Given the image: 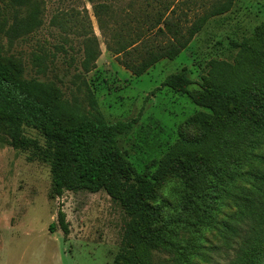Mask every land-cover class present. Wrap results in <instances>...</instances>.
Wrapping results in <instances>:
<instances>
[{
  "label": "trees",
  "instance_id": "1",
  "mask_svg": "<svg viewBox=\"0 0 264 264\" xmlns=\"http://www.w3.org/2000/svg\"><path fill=\"white\" fill-rule=\"evenodd\" d=\"M10 1L26 13L16 21L17 29L41 23L42 0ZM233 3L213 0L187 25L166 2L138 41L118 34L120 40L108 48L141 76L159 60L177 57ZM90 41L84 66L99 54L97 37ZM235 45L234 58L211 59L201 81L182 69L150 92L168 88L202 108L181 125L198 127V134L190 136L181 127L173 144L145 171L119 143L133 131L137 117L107 120L92 93L89 110L70 111L53 87L22 77L15 61L0 56V120L10 127L11 144L50 165L55 195L105 190L126 212L113 264H216L213 254L219 246L202 242L203 228L217 229L223 245L235 249L225 264H264V21ZM194 84L199 88L191 89ZM24 125L36 128L44 142L28 135ZM170 177L182 182L183 196L180 213L169 219L158 189ZM225 207L231 210L224 213ZM58 220L68 233L65 212L59 211Z\"/></svg>",
  "mask_w": 264,
  "mask_h": 264
},
{
  "label": "rangeland",
  "instance_id": "2",
  "mask_svg": "<svg viewBox=\"0 0 264 264\" xmlns=\"http://www.w3.org/2000/svg\"><path fill=\"white\" fill-rule=\"evenodd\" d=\"M42 1L41 23L17 29L16 21L26 16L24 9L0 0L1 59L15 61L22 77L53 87L70 111L89 110L92 93L107 120L137 117L133 131L119 143L140 171L165 153L182 123L202 108L168 88L150 92L167 75L182 69L201 81L211 59L232 60L238 51L235 43L252 35L264 21V0H234L232 8L211 18L177 57L161 59L136 76L108 48L120 40L118 34L138 41L166 2L189 25L213 0ZM96 37L98 57L84 66L86 47ZM182 128L190 136L199 132L196 126ZM24 129L44 142L36 128L24 125ZM182 196L183 184L176 177L167 178L158 189L166 218L180 213ZM59 211L66 214L68 233L59 224ZM127 219L105 190H66L55 195L50 165L30 158L29 150L15 148L9 125L0 120V264H113ZM203 232L205 245L219 246L213 254L216 264L235 257V249L223 245L217 229L203 228Z\"/></svg>",
  "mask_w": 264,
  "mask_h": 264
},
{
  "label": "crops",
  "instance_id": "3",
  "mask_svg": "<svg viewBox=\"0 0 264 264\" xmlns=\"http://www.w3.org/2000/svg\"><path fill=\"white\" fill-rule=\"evenodd\" d=\"M197 35V34H196ZM185 50V49H184Z\"/></svg>",
  "mask_w": 264,
  "mask_h": 264
}]
</instances>
